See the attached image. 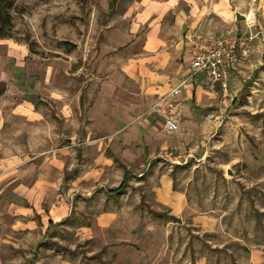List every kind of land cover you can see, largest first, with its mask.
<instances>
[{
    "label": "rangeland",
    "instance_id": "1",
    "mask_svg": "<svg viewBox=\"0 0 264 264\" xmlns=\"http://www.w3.org/2000/svg\"><path fill=\"white\" fill-rule=\"evenodd\" d=\"M12 1L11 38H0V92L7 88L0 96V109L31 100L53 122L55 147L66 146L65 138L72 134L62 130L63 111H71L76 124L80 119L87 126L97 125L95 132L91 126L93 132L84 128V138L95 136L107 143L115 125L150 127L151 133L140 134L153 133L166 145L162 157L152 163L145 161L140 169L164 168L175 176L174 190L181 185L176 174H182L184 187L190 180L187 197L202 209L193 214L204 215L206 207L212 208L208 214L219 224L209 236L185 218L174 264H258L248 249L264 255V0H179L175 9L159 15L158 23L141 27L136 35L131 31L142 0H117L113 6V0ZM184 6L187 11L180 13ZM236 13L245 15L246 20H236ZM183 24L186 31L181 29ZM151 32L164 43L155 42L144 54ZM222 39L243 43L249 56L229 77L226 92H220L219 84L208 77L190 74L194 84L187 107L176 106L173 99L177 95L171 94L175 88L170 82L164 93L157 88L155 102L141 100L139 70L137 78L123 73L124 67L142 54L151 59L163 48L173 53L184 42L185 58L191 62L195 44L210 46ZM132 65L140 67L139 63ZM150 66L151 73L157 72ZM78 91L80 104L77 98L73 100ZM169 118L178 123L176 132L167 131ZM29 132L35 140L30 152L49 150L44 141L51 136L49 131ZM24 134L19 125L5 134L4 141L15 150L12 144L20 142ZM52 160L33 168L38 177L50 171L60 186L63 166ZM71 165L74 173L77 162ZM179 167L183 171H177ZM139 180L134 181L140 183L133 185L134 192L137 187L149 188V182ZM103 202L104 197L102 206ZM149 202L154 204L152 199ZM88 206L80 216L73 213L55 227L46 223L32 233L4 229L0 264H108L109 260L103 262L95 256L108 253L86 241L87 224L99 214L93 204Z\"/></svg>",
    "mask_w": 264,
    "mask_h": 264
},
{
    "label": "crops",
    "instance_id": "2",
    "mask_svg": "<svg viewBox=\"0 0 264 264\" xmlns=\"http://www.w3.org/2000/svg\"><path fill=\"white\" fill-rule=\"evenodd\" d=\"M138 4L141 11L134 19L131 31L134 35L141 27H151L158 23L159 15L175 9L179 0H142ZM187 9L186 6L181 7L180 13ZM181 29L186 31V24H183ZM155 42L164 43L155 32H151L143 48L144 54L148 53L147 50L150 51ZM177 47L173 53L163 48L151 59L142 54L141 58L130 61L129 65L124 67L125 77L137 78L139 70L141 100L155 102L154 95L160 90V93H164L163 89L170 82L169 86L177 88L182 85L184 89L181 94L172 98L175 103L178 102L176 106L187 107L190 104L194 84L190 78L191 62L185 58L183 52L185 43L180 42ZM138 63L140 69L132 65ZM150 64L157 68V72H150ZM197 75L207 77L203 73ZM220 92H223L221 87ZM79 95L81 94L78 91L73 100L77 98L79 102ZM62 118V130L72 134L71 138H65L66 146L55 147L53 122L48 120L31 100H22L9 110L0 109V244L6 228L20 233H32L46 223L47 227H55L73 216V213L80 216L85 212L86 205L91 204L94 206L93 210L99 214H95L91 223L87 224L89 236L86 241L100 245L101 252L108 253L106 257L104 254L103 257L95 255L103 262L108 263L106 260H109L108 264H174L173 257L177 253L176 246L185 218L189 219V225L200 226L209 236L215 233L216 228L219 229L218 221H215L212 214H208L212 208L206 207L204 215L193 214L202 209L187 197L186 187L190 180L184 187L183 182L186 181L182 174L177 173V183L181 185L174 190L175 176L164 168L161 170L159 165H154L150 172L140 169L139 166L144 165L145 161L151 160L152 163V160L162 157L166 145L162 137L155 138L153 133L150 136L140 134L151 133L150 127L144 125L141 129L137 124H128L118 128L117 125H112L115 133L107 143L95 136L84 138V128L92 131L89 129L91 126L95 132V123L87 126L79 119L76 124L71 111H63ZM19 125L23 126V132L27 134L21 136L20 142H14L12 149L15 150H11L9 143L4 141V136L9 131H16ZM28 129L49 131L50 140H44L49 150L30 152L29 150L35 147V140ZM107 148L110 149L109 153ZM58 154H62V158ZM50 159H53L52 162L57 159L58 164L63 166L65 175L60 186L54 183L50 171H47L44 177H38L34 171L36 163H45ZM74 161L77 162V167L74 173H71V163ZM183 169L179 167L177 171ZM125 175V191L113 192L122 184ZM144 176L146 182H149V188L145 190L137 187L134 192L133 185L140 186V183L134 181H145ZM103 184H106L108 189ZM149 199L153 200V205H150ZM206 242L210 244V241ZM214 247L213 244L211 248ZM242 248L245 250V245ZM248 250L255 261H259L258 264H264V255L258 254V250ZM184 252L185 249L182 255Z\"/></svg>",
    "mask_w": 264,
    "mask_h": 264
},
{
    "label": "built area",
    "instance_id": "3",
    "mask_svg": "<svg viewBox=\"0 0 264 264\" xmlns=\"http://www.w3.org/2000/svg\"><path fill=\"white\" fill-rule=\"evenodd\" d=\"M191 50L192 76L199 73L205 74L213 82H218L222 91H227V81L239 63L249 56L250 50L238 41L222 39L215 44H195ZM184 84V83H183ZM183 91L182 85L172 91V95H179ZM165 127L173 133L179 129L174 119H167Z\"/></svg>",
    "mask_w": 264,
    "mask_h": 264
},
{
    "label": "trees",
    "instance_id": "4",
    "mask_svg": "<svg viewBox=\"0 0 264 264\" xmlns=\"http://www.w3.org/2000/svg\"><path fill=\"white\" fill-rule=\"evenodd\" d=\"M117 0L112 1V6L116 3ZM12 0H0V38H11V29H12V17L10 10L13 8ZM127 186L126 175L122 184L113 192L121 193L125 191Z\"/></svg>",
    "mask_w": 264,
    "mask_h": 264
},
{
    "label": "water",
    "instance_id": "5",
    "mask_svg": "<svg viewBox=\"0 0 264 264\" xmlns=\"http://www.w3.org/2000/svg\"><path fill=\"white\" fill-rule=\"evenodd\" d=\"M236 20H238V21L246 20V16L241 15L240 13H236ZM6 91H7V88H4V90L0 92V96L3 95ZM228 173L231 174L230 172H228Z\"/></svg>",
    "mask_w": 264,
    "mask_h": 264
},
{
    "label": "bare ground",
    "instance_id": "6",
    "mask_svg": "<svg viewBox=\"0 0 264 264\" xmlns=\"http://www.w3.org/2000/svg\"><path fill=\"white\" fill-rule=\"evenodd\" d=\"M248 19H250V17Z\"/></svg>",
    "mask_w": 264,
    "mask_h": 264
}]
</instances>
